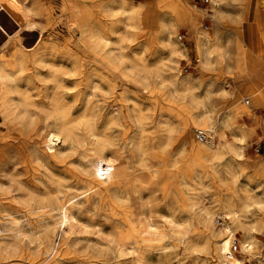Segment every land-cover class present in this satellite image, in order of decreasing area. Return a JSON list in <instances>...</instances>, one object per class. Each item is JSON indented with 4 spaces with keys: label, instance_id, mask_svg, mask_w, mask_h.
<instances>
[{
    "label": "clouds",
    "instance_id": "clouds-1",
    "mask_svg": "<svg viewBox=\"0 0 264 264\" xmlns=\"http://www.w3.org/2000/svg\"><path fill=\"white\" fill-rule=\"evenodd\" d=\"M112 2L33 0L32 27L39 40L29 58L12 63L14 57L0 54V127L7 129L0 137L32 141L30 150L37 151L48 168H54L63 157L64 164L77 173L73 191L83 184L98 192L97 168L113 165L114 180L107 189L122 193L128 213L125 217L120 211L106 222L116 232L131 235L122 243L96 245L95 264H153L146 260L149 253L155 254V264H224L222 253L229 251L240 257L229 264H251L257 252L249 242L255 239L254 233L264 236V153L259 145L247 151L248 138L239 136L240 127L247 125L226 124L225 120L247 115L255 122L257 108H264V47L241 51L231 37L221 34L219 25H200L193 32L180 15V9L189 11V4L199 5L204 16L214 21L215 15H209L205 5L214 6V13L237 0H143L142 52H130L121 59L115 76L121 80V89L127 87L130 96H137L138 105L148 89L137 88L135 80L150 83L153 91L144 97L150 109L148 121L138 125V107L123 111L115 120L99 108L73 116L83 101L65 94L79 89H59L64 103L57 104L50 90L48 95L40 93L39 85L51 81H43L38 69L47 67L46 62L55 63L57 55L87 58L90 36L102 27L108 31L104 21L126 15L117 4L118 15L106 16ZM164 6L177 9L172 18L156 15ZM58 28H66L67 34ZM198 33L206 34L199 40V54ZM149 34L157 36L154 46L147 40ZM124 43L130 45L133 40ZM111 47L114 56L129 52L119 43ZM25 79L30 91L20 88ZM95 92L100 93V88ZM198 127L209 135L200 145L199 156L192 151ZM173 129L176 134L169 136ZM137 132L139 141L133 143L129 134ZM229 143L237 154L225 152L224 159H215L217 148ZM241 179L247 184H241ZM149 185L157 186L152 202L140 199L134 191L136 186ZM250 196L260 200L258 207L250 205ZM93 204L102 219L111 209L110 199ZM161 205L172 210L167 221L160 215ZM185 212H190V225L184 223ZM176 224L187 227V233L177 232ZM225 238L231 240V249L224 246ZM256 248L264 250V245L256 241Z\"/></svg>",
    "mask_w": 264,
    "mask_h": 264
},
{
    "label": "rangeland",
    "instance_id": "rangeland-1",
    "mask_svg": "<svg viewBox=\"0 0 264 264\" xmlns=\"http://www.w3.org/2000/svg\"><path fill=\"white\" fill-rule=\"evenodd\" d=\"M251 1L253 3H251ZM133 2L142 3L143 0H133ZM256 3L264 6V0H237V3L231 4L228 7L221 6L223 7L222 11H216L213 13L212 9L214 6L205 5L209 10V15H215L214 21L204 16V12L200 9L199 5H197L196 7H192V5L189 4V11L185 12L183 9H180V15L187 20L188 25L193 32H198V28L200 25H219L222 35L231 37V41L235 42L237 48H239L241 51H246L247 48L245 47L243 42V31L246 25V22L244 20V13L247 11L250 5L254 6ZM24 5L25 8L30 11L29 18L31 20L33 0H26L24 2ZM176 11V8L164 6L163 10H157L156 15L163 16L165 19H169L173 17V14ZM143 14L144 13L140 12V16L136 22V25H133L132 20L130 22L129 20L124 21V18L126 16L119 19H108L103 22V25L107 27L108 31H104V28L102 27L100 33L110 39V47L111 45H114L118 42H120V45H122L123 48L127 47L129 49V52H124L125 56H128L130 52H135L137 55H140L142 52L141 44L144 42V39L140 36L139 32L142 23H146L144 21ZM0 25L4 29L3 31V29L0 28V45L2 46L7 41H10V44L13 48L12 51H14L17 47L22 46L25 53L30 54L31 49L36 46V43L39 40V33L36 30L27 31L25 30V28H21L19 24L11 19L5 12H2V14L0 15ZM132 29H135L136 31L132 32V34L129 35V32ZM61 30H63L64 33L67 34L68 30L66 28L57 29V31ZM112 31L115 32V35L109 36L108 33ZM202 38H206V34L198 33L196 48L197 54L200 53L199 40ZM126 40H133V43L130 45H126L124 43V41ZM147 40L151 43V45L154 46L157 40L156 34H149ZM262 42L264 44V33H262ZM174 47L176 50V54H179V45H176ZM54 68L55 67H53L51 64H47V67H41L40 69H38L39 75L43 81H51V83H48L46 85H39L40 93L46 95V93L49 94L50 90L52 97L55 95L56 83L49 77L51 76V73L53 72L52 70H54ZM128 75H131V73ZM61 78L63 79L62 84H64V86H66L67 88L75 87L79 89L78 93H68L70 94V97L77 96L81 101L85 102L88 98L87 93L93 92L90 95V105L94 107L93 111H96L97 108H99L105 115H108L109 118H111L113 115L118 117L123 111L131 109L132 106V108L138 107L141 109V111L139 112V116L137 117L139 126H143L149 119L147 112L150 111V109L146 107L147 101L144 99V97H147L148 94L153 90L150 86V83L145 80H135V86L137 88L148 89V92L144 93V97H140V103L138 105L136 100L137 96H130L127 87L121 89L120 79L116 78L115 83L108 86V83L106 84L105 81L100 80L99 77H97V79L95 76V80L97 82L95 81L91 84H93L95 88L99 87L100 93H94L95 88H92V85H90L89 87L86 86L84 76L82 74H79L78 72H66V74H62ZM98 82L101 86L98 85ZM104 82L107 86L104 85ZM21 83L25 84V80H23ZM27 87L30 91L31 88L29 83ZM129 99H131L132 101L131 104L127 103ZM255 115L257 117L255 122H253V120L247 115L239 118L236 121H232L231 119L228 120L231 124L237 123L241 125H247V127H240L239 131L240 136L246 137L249 140L250 147L247 149V151H252L257 147V145H259L260 153H264V123H261V121H264V108L258 107ZM222 118L224 117L221 116V119ZM253 128H255V132L251 131V129ZM5 132L6 128L2 127L1 133ZM175 134L176 133L174 129L169 131V136ZM12 135L13 137H16L17 133H13ZM129 136L133 143H137L139 141L138 132L135 135L130 133ZM221 139H223V137H221ZM157 142L159 143V138H157ZM194 142L197 143L198 140L195 138ZM31 143L32 141L24 138L8 139L5 137H0V186L2 187V190L0 191V228H5L6 225H8V221L11 218L9 213H11V211L14 213V215H16V217L21 220L23 224L26 223L25 217L23 216L21 210L15 211V209H12V206L9 204L11 195L16 194V192L14 191L13 193H10L9 191L15 189L16 183L18 181L27 186L30 185V183L35 184L38 187L41 186L40 188L43 190V186L41 185L42 183L48 184L52 186V189H55V181L61 180L62 192L60 196H62L63 199H68L73 195L80 194L84 189L88 187L87 185L82 184L79 187L75 188V190L73 191V184L75 183L73 177H76L77 173L72 168H69L66 164H64L63 157L59 158L54 168H48L44 160L40 159V154L35 150H30ZM56 146L58 147V145ZM153 151H155V148H153ZM225 152H229L233 156L237 154L235 149L228 148L226 149V151H224V153ZM224 153L223 156L219 157L218 159H224ZM69 163H72V161L70 160ZM67 169H70V171L72 172H68ZM72 173L74 174V176H72ZM37 177H41L42 179L38 181ZM240 183L247 184V181L241 179ZM155 187L157 186H136L134 191L139 194L140 199L152 202L153 198L155 197V192L153 191ZM243 190L244 189H242V191ZM114 193L115 192L112 191L108 193L110 201L113 203L111 205L110 211L103 213V219L101 218V215L98 214L99 210L93 204V201H98L96 200L97 196L93 195V198H91L92 209L89 208L91 209V211L89 209H84V211L78 218V225L72 228L70 248H68L67 251L65 249H59L56 255L55 250L52 253L47 252L45 248H42L41 251H36L35 243L31 242L28 236H22L18 239H12L9 234L11 233L10 231L0 233V244L2 247V251L0 253V264H50L52 262H56L58 264H95L92 258L96 254V245L103 246L106 243L111 244L113 242L122 243L131 235L130 233L116 232L112 224L106 222L109 219H114L115 214L119 213L120 211H123L125 217H127L128 209L123 201L119 200L122 193L117 192L116 195ZM256 196L259 197V193H256ZM133 198L135 199L136 197ZM156 199L159 198L157 197ZM82 201L85 204L86 198H82ZM249 203L253 207H258L260 204V200L258 198H252L250 196ZM4 207H6L8 211H5ZM192 207L194 208L195 204H193ZM159 212L160 215L164 217L165 221H167L172 214L171 209L166 208L162 205L159 208ZM189 214L190 212L184 213V223L188 225H190V221L187 219ZM228 222L230 223V220ZM169 226L172 227V225ZM25 228L28 229L27 226ZM175 229H177V232L179 230L181 233H187L188 231L187 227L181 226L180 224H176ZM150 230L151 229H149V231ZM55 234L56 235L54 237H58L57 242H59V236L61 235L59 226H57ZM236 235L237 238H239L241 234L237 233ZM253 235L255 239L250 242L253 243L252 249L257 252V255L254 259L251 260V264H261V262L264 261V250L256 248V241H259L260 245H264V236H261L258 232L254 233ZM225 239L227 240V238ZM229 245L231 249V240H229ZM3 248L6 249L3 250ZM120 252L121 255H123L122 248L120 249ZM235 257L237 259H240L239 256ZM146 260L151 261L154 264L156 260L155 254L149 253L146 256Z\"/></svg>",
    "mask_w": 264,
    "mask_h": 264
},
{
    "label": "bare ground",
    "instance_id": "bare-ground-1",
    "mask_svg": "<svg viewBox=\"0 0 264 264\" xmlns=\"http://www.w3.org/2000/svg\"><path fill=\"white\" fill-rule=\"evenodd\" d=\"M25 1L26 0H0V15L2 14V12H5L11 19L16 21L21 28H25V30L27 31H32L34 29L32 27V21L29 18L30 11L25 8L24 5ZM117 4L121 8H123L126 13L125 15L126 17L124 18V21L129 20L130 22L132 20L133 25H136V22L140 16V12H141L140 6L142 5V3L141 2L134 3L133 0H113L112 4L108 7V11L105 13V15L108 16H114L116 14L118 15V13L115 11V6ZM0 28L3 29L1 25ZM110 43H111L110 39L105 37L102 33H100V31H98L92 34L90 38L87 40V49L89 53L87 58L72 57L70 54L64 57L57 55L54 58L55 63H52L50 61L46 62L47 64H51L53 67H55L54 70H52L53 72L51 73V76L49 78H51L56 83L55 95L52 97V99L56 101L57 104L64 103V100L62 99V96L58 92V90L66 87L64 86V84H62L63 79L61 78L62 74H66V72H75V73L78 72L79 74H82L84 76L85 85L88 87L92 85V88H95L93 84H91L96 81L95 76L96 78L99 77L100 80L105 81L106 84L108 83V86L113 85L115 83L116 69L120 67L119 61L125 58L126 56L124 53H121L120 56L112 55L113 49L110 47ZM118 43L120 44V42ZM12 50L13 48L10 44V41H7L2 46L0 45V54L6 57L15 58L14 60H12V63H16L17 61H20L22 63L24 60L29 58V54L25 53L22 46L17 47L14 51ZM9 73H11L10 69H9ZM128 74L122 73V75H128ZM98 85H100L99 82ZM27 86H28V82L25 79V84L21 83L20 88L29 91ZM92 93H87L88 96L87 100L83 102L82 106H77L76 110L72 112L73 116H77V115L83 116L86 111L94 110V107L90 105L91 103H89V101L91 100L90 95ZM46 95L48 94L46 93ZM65 95L70 96V94H65ZM25 100L27 101V96H25ZM116 118L117 116L113 115L110 118V120H115ZM2 119L3 118L0 117V123H3ZM225 123L231 124L229 120H225ZM197 129H201V128H197ZM48 143L49 145L54 144L51 138H49ZM203 144L204 143H201L199 141L196 143L193 140L192 151L195 152L197 156L200 155V145ZM205 147H207V145H205ZM228 148L234 149L230 143L219 146L214 154V158L218 159L219 157H222L224 151H226V149ZM67 170L68 172H72L70 171V169ZM98 170L106 172V175L104 176H99L96 174V181L99 182V184L97 185V187H99L98 192L93 191V188L91 186H88L86 189L83 190L82 193L73 195L68 199H63L62 196H60L62 192L61 180H56L55 181L56 183L53 182L54 184H56L55 189H52V186L48 184L42 183L41 185H43V190L40 188L41 186L38 187L32 183H30V185L27 186L22 184L20 181H18L16 183L15 189L9 191L10 193H13V191L16 192V194L11 195L9 204L12 206V209H15V211L21 210L23 216L25 217L26 223L23 224L21 220L18 217H16V215H14V213L11 211V213H9L11 218L8 221V225H6L5 228H0V233L10 231L11 233L9 234L12 239L15 238L18 239L21 238L22 236H28L31 242L35 243L36 251H41L42 248H45L47 252L52 253L55 250V255L57 254L59 249L60 250L65 249L67 251L68 248H70L71 246L70 240H71L72 228L78 225L79 223L78 218L80 214L84 211V209H89V208L92 209L91 198H93V195H96L97 196L96 200L101 202L104 201L105 199H110L108 193L111 191L107 189V186L112 184L114 180L113 165L109 164L107 168H97L96 173ZM72 176H74L73 173ZM1 190L2 187L0 186V191ZM114 194L116 195L117 192H115ZM82 198H86L85 204L82 201ZM119 200H121V198ZM112 203L113 202H111V205ZM4 210L8 211L6 207H4ZM26 226L28 229L25 228ZM57 226H59L61 231V235L59 236L60 238L59 242H57L58 237H54L56 235L55 231ZM178 232L180 231L178 230ZM224 246L230 249L229 239L227 240L225 239ZM252 246L253 243L249 242V247L252 248ZM5 249L6 248H3V250ZM1 251H2V247L0 244V253ZM222 256L224 263L226 264H229V261L233 259H237L236 257L233 256L231 251L227 253H222ZM50 264H58V263L52 262Z\"/></svg>",
    "mask_w": 264,
    "mask_h": 264
},
{
    "label": "crops",
    "instance_id": "crops-1",
    "mask_svg": "<svg viewBox=\"0 0 264 264\" xmlns=\"http://www.w3.org/2000/svg\"><path fill=\"white\" fill-rule=\"evenodd\" d=\"M251 3H253L251 1ZM245 27L243 31V42L245 47L260 48L264 47L262 33H264V6L256 3L250 5L244 13Z\"/></svg>",
    "mask_w": 264,
    "mask_h": 264
},
{
    "label": "built area",
    "instance_id": "built-area-1",
    "mask_svg": "<svg viewBox=\"0 0 264 264\" xmlns=\"http://www.w3.org/2000/svg\"><path fill=\"white\" fill-rule=\"evenodd\" d=\"M1 127H0V133H1ZM197 131V136H196V139L201 142V143H204L206 139H209V135H208V132L204 129H196Z\"/></svg>",
    "mask_w": 264,
    "mask_h": 264
},
{
    "label": "snow or ice",
    "instance_id": "snow-or-ice-1",
    "mask_svg": "<svg viewBox=\"0 0 264 264\" xmlns=\"http://www.w3.org/2000/svg\"><path fill=\"white\" fill-rule=\"evenodd\" d=\"M96 174L99 175V176H104V175H106V172L98 170Z\"/></svg>",
    "mask_w": 264,
    "mask_h": 264
}]
</instances>
